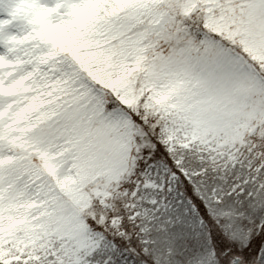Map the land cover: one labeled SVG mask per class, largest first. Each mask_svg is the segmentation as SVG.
Returning a JSON list of instances; mask_svg holds the SVG:
<instances>
[{
  "label": "snow or ice",
  "instance_id": "snow-or-ice-1",
  "mask_svg": "<svg viewBox=\"0 0 264 264\" xmlns=\"http://www.w3.org/2000/svg\"><path fill=\"white\" fill-rule=\"evenodd\" d=\"M0 264H264V0H0Z\"/></svg>",
  "mask_w": 264,
  "mask_h": 264
}]
</instances>
